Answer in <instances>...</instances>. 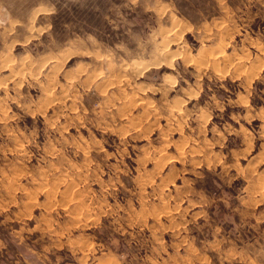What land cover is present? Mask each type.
Returning a JSON list of instances; mask_svg holds the SVG:
<instances>
[{"label": "rangeland", "instance_id": "obj_1", "mask_svg": "<svg viewBox=\"0 0 264 264\" xmlns=\"http://www.w3.org/2000/svg\"><path fill=\"white\" fill-rule=\"evenodd\" d=\"M263 114L264 0H0V264H264Z\"/></svg>", "mask_w": 264, "mask_h": 264}, {"label": "bare ground", "instance_id": "obj_2", "mask_svg": "<svg viewBox=\"0 0 264 264\" xmlns=\"http://www.w3.org/2000/svg\"><path fill=\"white\" fill-rule=\"evenodd\" d=\"M202 48H205V45H202ZM168 49V48H167ZM167 51V50H166ZM166 51H164V47L162 48V49H156V52H157V54H159V55H161L162 57L164 56V58L165 59H167L168 57V54L167 53H165ZM207 51V50H206ZM155 52V53H156ZM204 52V51H203ZM225 51H221V52H219V55H223V57H224V53ZM156 55V54H155ZM226 55V54H225ZM170 56V55H169ZM69 57V56H68ZM171 59H172V57H171ZM59 61V60H58ZM203 62V61H202ZM10 63V62H9ZM23 64V63H22ZM138 63H136V68H135V65L132 63V65H134L133 66V69H135V71L136 72H140L141 71V67H143V66H141V67H138V65H137ZM16 65V64H15ZM141 65V64H140ZM200 65V64H199ZM55 66H57V64L55 65ZM114 66V65H113ZM130 66V65H129ZM126 67V66H125ZM125 67H123V68H125ZM130 68V67H129ZM145 68H147V67H145ZM132 69V70H133ZM72 73V72H71ZM12 77H13V75H12ZM128 78V77H127ZM124 79V78H123ZM169 78H167V80H166V82H168V81H170V80H168ZM121 80H122V78H121ZM111 81V80H110ZM118 81H120V80H118ZM123 81V80H122ZM96 82V81H95ZM113 82V81H112ZM51 84V83H50ZM112 84V83H111ZM121 84V83H120ZM164 84H165V82H164ZM99 85V84H98ZM109 85V84H108ZM113 85H114V83H113ZM51 86V85H50ZM100 87V86H99ZM106 87V86H105ZM101 88V87H100ZM108 88H110V87H108ZM106 90V89H105ZM48 91V90H47ZM52 95L50 94V97H51ZM50 99V98H49ZM264 115V114H263Z\"/></svg>", "mask_w": 264, "mask_h": 264}]
</instances>
